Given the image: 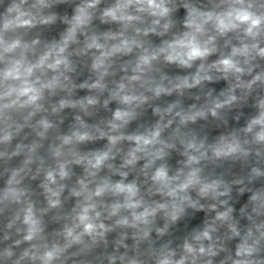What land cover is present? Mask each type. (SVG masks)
Returning a JSON list of instances; mask_svg holds the SVG:
<instances>
[{"label":"clouds","instance_id":"clouds-1","mask_svg":"<svg viewBox=\"0 0 264 264\" xmlns=\"http://www.w3.org/2000/svg\"><path fill=\"white\" fill-rule=\"evenodd\" d=\"M0 264H264V0H0Z\"/></svg>","mask_w":264,"mask_h":264}]
</instances>
